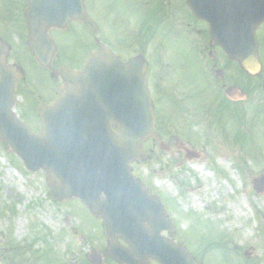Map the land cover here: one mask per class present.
<instances>
[{
  "label": "rangeland",
  "instance_id": "obj_1",
  "mask_svg": "<svg viewBox=\"0 0 264 264\" xmlns=\"http://www.w3.org/2000/svg\"><path fill=\"white\" fill-rule=\"evenodd\" d=\"M15 1L0 0V32L17 45L27 42L23 35L27 27ZM99 5L103 8L94 11V18L118 51L120 40L113 33L122 3L99 0ZM176 32L174 39L183 43L185 35ZM53 36L65 66L80 65L89 45L82 42L87 40L86 31L78 29L74 39ZM183 50L164 46V63L169 67L158 65L154 78L164 92L159 130L166 148L155 141L146 143L151 159L135 163L134 173L152 194L161 196L175 223L173 238L197 264H264V193L258 194L253 185L254 179L264 175V103L234 106L217 90H188L184 66L189 61L181 56L186 54ZM14 59L26 73L18 90L21 115L34 98L30 86L46 96L50 77L29 54ZM162 74L168 83L162 81ZM157 87L155 95L162 92ZM31 111L36 115L35 109ZM35 115H29L28 121L39 129ZM10 150L0 138V264H9L8 251L17 256L10 264H91L86 255L94 249L103 255L104 264H116L106 253L108 238L102 224L80 201H55L45 173H30Z\"/></svg>",
  "mask_w": 264,
  "mask_h": 264
},
{
  "label": "water",
  "instance_id": "obj_2",
  "mask_svg": "<svg viewBox=\"0 0 264 264\" xmlns=\"http://www.w3.org/2000/svg\"><path fill=\"white\" fill-rule=\"evenodd\" d=\"M53 2L30 0L27 12L29 47L44 68L57 51L49 36L51 28L60 26ZM188 3L198 18L209 22L215 43L244 70L261 68L256 31L264 23V0H233L222 9L216 8L214 0ZM75 18L96 31L84 11ZM7 54L1 48L0 137L31 173H46L50 195L61 203L79 199L95 218L103 220L110 239L107 252L120 264H196L170 238L174 223L168 221L161 198L151 196L133 174L134 163L150 159L145 143L160 139L144 60L135 57L122 62L101 44L82 70L60 67L57 73L64 81L60 97L50 106L40 105L43 131L35 134L13 111L22 76L7 66ZM254 186L263 193L264 176L255 179ZM164 231L170 237H164ZM88 259L103 264L97 251Z\"/></svg>",
  "mask_w": 264,
  "mask_h": 264
},
{
  "label": "flooded vegetation",
  "instance_id": "obj_3",
  "mask_svg": "<svg viewBox=\"0 0 264 264\" xmlns=\"http://www.w3.org/2000/svg\"><path fill=\"white\" fill-rule=\"evenodd\" d=\"M103 1L105 2V0H101L102 3ZM214 2L216 3V8L219 9L228 8L233 4V0H214ZM56 3L57 10L59 11L58 19L60 26L51 30L50 36L52 38H55L53 36L55 35L58 40L63 35L64 37L69 35L74 39L78 29H82L88 34L87 40H82V42L89 43L86 47V49H88L87 53L80 65L72 69H81L91 53L97 50L101 43L109 46L120 56L121 60L125 62L134 57L143 58L145 66L147 67L151 95L156 107L157 131L161 139L162 135L159 130V122L163 117L159 113V104L163 100L164 92L163 89L158 90L160 89V85L157 87L154 78L159 74V70L156 69L158 65L161 69L169 67L168 64L164 63L167 62L166 56L162 54L164 46L167 48L177 46L180 50L184 47L182 53L186 54L181 56L190 62H187L186 67L184 66L187 72L184 71L185 77H188L187 81L190 82L189 87H187L188 90L208 88L217 90L220 92L222 99L234 106L242 107L254 102L264 103V24L257 30L261 68L252 72H247L236 60L232 59L221 46L214 42L211 37V26L209 22L196 17L191 11L187 0H120V3H122L121 13L118 14L119 19L116 23L119 25L113 33L114 36L120 40L118 51H115L112 45H110L107 40L105 28L102 27L100 22L96 20V17L93 15L94 11L103 8L99 5V0H56ZM147 4H149L148 7H146ZM15 6L18 13L21 15L23 13L21 22L23 24L24 17L25 25L28 28L26 13L30 6L29 0H16ZM82 11H84L86 18L95 22V32L87 27L84 20L79 21L75 18L77 14ZM178 30L182 31L185 35V37L183 36L185 39L183 43L174 39V35ZM23 32V35L26 34V38H29V31ZM101 33L102 36H100ZM121 35H125L127 38L122 40L120 37ZM7 38L8 36L6 34L0 32V47L9 51L7 58L9 64L21 70L22 66L20 63L11 60V58L16 57L18 59L14 60H19L23 53L29 54L37 66L50 77L46 89V96H44V94L39 91V88H36L33 84L30 86L33 88V90L30 91V95L31 97L34 96V98H31L32 103L29 106L27 105L28 107H25L20 115V118L30 125L28 118L29 115H35L31 111L35 109V117L39 120L40 124V118L37 114L38 107L42 103L51 105L59 97V90L63 84L62 79L56 74V69L59 66H65L63 59H61L62 52L56 43L58 50L53 63L50 68L43 69L39 66L33 53L29 49L28 42L14 45L8 41ZM61 60L62 63H60ZM155 61H159V63L156 64ZM165 76L166 74H162V81L168 83L169 80H165ZM25 79L26 76L24 81ZM172 81L173 80H171V82ZM20 84L21 81L19 82V91ZM156 87L159 92L162 91V94H154L156 93ZM26 96L28 97L27 94ZM164 123L166 125L167 122H161V124ZM31 129L34 132L41 131V127L40 129ZM8 252L7 259L10 264L17 256H12V251Z\"/></svg>",
  "mask_w": 264,
  "mask_h": 264
}]
</instances>
